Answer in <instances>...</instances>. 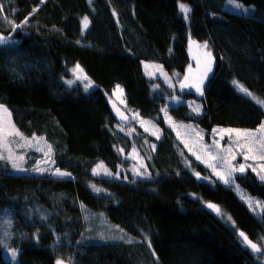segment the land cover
Returning <instances> with one entry per match:
<instances>
[{
  "label": "trees",
  "instance_id": "16d2710c",
  "mask_svg": "<svg viewBox=\"0 0 264 264\" xmlns=\"http://www.w3.org/2000/svg\"><path fill=\"white\" fill-rule=\"evenodd\" d=\"M227 1L0 0V36L9 41L0 44V106L23 136L43 139L54 166L70 174L11 176L0 163V217L12 223L18 264H263L264 254L256 255L239 233L264 251V183L251 171L235 177L259 199L255 215L232 188L209 182L204 166L192 160L200 180L185 169L161 117L166 100L152 92L142 68L154 62L183 74L189 41L206 44L213 70L203 95L177 93L199 103L202 113L193 117L180 104L170 116L205 132L261 125L264 112L233 81L264 101V0H234L254 8L247 16L225 9ZM181 3L190 9L187 19ZM84 17L90 23L83 33ZM77 65L92 90L66 83ZM116 87L131 111L160 129L151 179L119 170L132 140L117 130L107 107ZM99 163L114 176H94ZM96 213L134 240L122 232L126 239L83 242L86 216ZM2 251L0 264H11Z\"/></svg>",
  "mask_w": 264,
  "mask_h": 264
},
{
  "label": "rangeland",
  "instance_id": "374dc122",
  "mask_svg": "<svg viewBox=\"0 0 264 264\" xmlns=\"http://www.w3.org/2000/svg\"><path fill=\"white\" fill-rule=\"evenodd\" d=\"M235 3L239 2L234 1V3H229L228 0L225 4V9L230 12L246 16L254 12V8L252 6H245L239 3L242 5V7L237 9L235 7ZM81 27L82 32L84 33L87 29L83 28L82 23ZM205 45L206 44H199L189 41L188 53L190 57V64L183 74L179 72H167L161 64L154 62H143L142 68L145 76L153 82L151 85L152 92L154 94H162L166 100V105L160 110V113L161 117L164 119L166 125L170 128L176 140V143H174L171 149L173 155L177 157L180 160L182 166L196 178V171L192 167V160L207 168L211 174V178L207 179L209 182L216 181L224 186L232 188L248 207V201L250 199L252 201V207H249L250 211L253 214L258 215V213L261 212V206L259 203H257L260 202L259 199L248 195L241 188H237L235 181L232 184H225L222 180L218 179L215 174H213L212 168H210L208 165H218L217 171H222V168L220 167L221 165L223 166L224 171L229 170L228 165L221 160V157H223L233 166H238L240 164L245 165V171L243 173L239 171L232 173L234 178L237 175H242L248 171H251L261 182L264 183V181H262L259 177L264 175V171H262L260 167V165H264V160H260L258 158L255 160H245L244 153L246 152V149L238 147L237 143H235L237 140L235 133L233 132L229 134L227 132L221 131L222 129H234L255 132L260 127V125L254 129L215 127L210 132H205L202 131L194 122L176 120L172 118L168 112L171 107H176L180 104H183L189 108L193 117H196L202 113V107L199 103L194 100L183 99L177 93H193L196 97L201 96V94L197 92L195 88H182L181 85L185 83L184 78L186 76L188 77V82L198 81L201 77H203V83L200 85L203 92L204 83L213 70V60L211 57V70L207 71V74L204 75L206 69L209 67V57L207 56V53L210 52L209 47H205ZM76 69L77 68H74L70 72V79L67 80L66 83H79L86 91L92 90L94 88L93 84L88 79H85L86 76L82 71ZM233 85L239 93L254 101L264 112V104L257 102V99H259L258 97L254 95H246L245 92L240 90L239 86L241 85L236 81H233ZM121 90L122 89L119 87H116L110 100L115 101L130 116V126L122 127L118 125L117 130L131 138L132 146L129 153L123 159L125 161V166L119 170L123 172L122 175H129L132 179H151L152 176L148 170L150 169V165H153V158L155 157L158 149L157 144L162 140L160 129L153 120L145 119L139 113L131 111L124 102L123 91L121 92ZM253 97H256L257 99H254ZM196 107H199V113L193 110ZM4 109L6 108L0 106V119L4 121V133L0 134V136H2V140H0V156L3 157V159H0V163H2L3 167L6 168V174L11 176H23L30 173L36 175L45 174L50 177L60 179L68 178L69 175L61 176L57 174V170L64 173L67 172L54 166L52 159V149L49 151L50 146L43 139H39L35 136H23L14 126L11 115H9V111L7 110V112H5ZM262 123H264V120ZM132 124L133 126H131ZM16 132H19L21 135H16ZM133 135H135L136 141L133 139ZM257 135H259V133H257ZM157 136L159 138H157ZM221 136H223V139H221ZM240 143L243 144V139L240 140ZM205 145L208 147H204ZM255 147L257 150H259L260 145L256 144ZM210 154L216 156V159H210ZM254 154L258 156L259 152L257 151ZM197 156H199L200 159H197ZM233 156L235 159L232 158ZM14 164L17 167H14ZM100 164L102 163L97 164V167L93 169L92 174L94 176H114L103 165L104 169H107L108 172L111 173V175H105L104 169L98 168V165ZM141 165H143V167H141ZM249 165L251 167H249ZM29 168L30 170L28 171ZM253 168H255V171H253ZM94 170L98 174H94ZM137 173L140 174L138 175ZM94 191H96V189H94ZM86 219L88 227L84 229V236H82V240L85 243H109V241L126 239L123 237L122 232L127 238L133 239L120 228L112 227L106 224L103 214L101 213H96V215H87ZM85 223L86 221L84 219L83 225L86 227L87 224ZM11 224L10 218L7 215L0 217V247L3 250L2 252L4 257L9 262H11V264H18L17 255L19 251L10 248L13 235ZM13 251L16 252L14 258L12 256ZM260 251L264 254V251ZM58 261H61L62 264H64L63 260L58 259ZM262 262L264 264V259Z\"/></svg>",
  "mask_w": 264,
  "mask_h": 264
},
{
  "label": "snow or ice",
  "instance_id": "6c2138e0",
  "mask_svg": "<svg viewBox=\"0 0 264 264\" xmlns=\"http://www.w3.org/2000/svg\"><path fill=\"white\" fill-rule=\"evenodd\" d=\"M229 3H234V0H229ZM235 7L237 9L241 8L242 5H240L239 3H235ZM180 10L181 12L184 13V18L187 19L188 18V13L190 12V9L188 7H186L184 4H180ZM3 11V6L0 5V12ZM27 22V19L25 20V23ZM82 26L84 29H87L89 27V19L88 17H84L81 21ZM21 25H14L13 30H15L16 27H20ZM9 41L7 38L0 36V44H7ZM205 47H207V45H205ZM207 56L209 57V67L206 69L204 75L207 74V71H210V63H211V53H207ZM79 71H82V69H79V65H77V69ZM75 71V70H74ZM85 79H87V77H85ZM185 83L181 85L182 88L184 87H191V88H195L197 92H199L201 95H203V92L201 90L200 85L203 83V77H201L198 81H192V82H188V77L186 76L185 78ZM235 83V82H234ZM90 86V85H89ZM240 90L245 92L246 95L252 96V93L249 92L247 89L243 88L242 86H239ZM122 92V90H121ZM254 99H257L256 97H253ZM258 103L264 104V101H261L259 99H257ZM194 111H196L197 113H199V107H196L193 109ZM5 112H7V109H4ZM10 115V114H9ZM122 119L124 118L123 116L121 117ZM222 132H227L229 134L231 133H235L237 140L235 141V143H237L238 147L244 148L246 149V152L244 153V159L245 160H255V159H260V160H264V123H262L260 125V127L255 131H247V130H234V129H226V130H221ZM4 133V121L2 119H0V134ZM257 133H259V135H257ZM16 135H21L19 132H16ZM23 138V137H21ZM157 138H159L157 136ZM221 139H223V136H221ZM243 139V144L240 143V140ZM0 140H2V136H0ZM259 144L260 148L259 150L256 149L255 145ZM154 147V146H153ZM204 147H208L207 145H205ZM49 151H51V148L49 147ZM230 151V149H229ZM259 152V155L257 156L256 152ZM233 159H235V157H232ZM0 159H3L2 156H0ZM22 159V157H21ZM197 159H200L199 156H197ZM210 159L215 160L216 156L211 155L210 154ZM221 160L226 163L228 165V169L227 171L223 170V166L221 165L220 167L222 168V171H217V167L218 165L215 164H209L208 166L210 168H212L213 174H215L218 179L222 180L225 184H232L235 181V178L233 177L232 173L239 171L241 173H243L245 171V165L244 164H240L238 166H233L230 163L227 162V160H225V158L221 157ZM14 167H17L15 164L13 165ZM141 167H143V165H141ZM249 167H251L249 165ZM261 170L264 171V165H260ZM98 168L100 169H104L103 164L98 165ZM253 171H255V168H253ZM57 174L61 175V176H66V175H70L69 173H64V172H60L59 170H57ZM94 174H98L95 170H94ZM104 174L105 175H111L110 172H108L107 169H104ZM138 175L140 173H137ZM195 175L197 176L198 179H201L202 177H200L199 173H195ZM260 179L262 181H264V175L260 176ZM238 188V186H237ZM96 191H100V189H96ZM249 207H252V201L249 199ZM259 203V202H257ZM208 208L213 209L214 211H216L218 214H220V209L214 205V204H208L207 205ZM228 219H231L230 217H228ZM239 235L243 238L244 242L249 245L251 247V249L255 252H260V248L257 247L256 243H253L251 240H249V238L245 235V233L240 232ZM131 242V241H129ZM149 247H151V245L149 244ZM154 254V253H153ZM16 252L13 251L12 252V256L13 258L15 257ZM57 264H62L61 261H57Z\"/></svg>",
  "mask_w": 264,
  "mask_h": 264
},
{
  "label": "water",
  "instance_id": "95a60500",
  "mask_svg": "<svg viewBox=\"0 0 264 264\" xmlns=\"http://www.w3.org/2000/svg\"><path fill=\"white\" fill-rule=\"evenodd\" d=\"M107 107H108L109 113H110V115H111V117L115 123H117L118 125H120L122 127L130 126V124H131L130 116L115 101L110 100L107 103ZM122 116L124 117L123 119L121 118ZM214 212L217 213L216 211H214ZM239 237L241 240H243V238L241 236H239ZM247 247L251 249V247L249 245H247ZM255 253H256V255L260 254V252H255Z\"/></svg>",
  "mask_w": 264,
  "mask_h": 264
}]
</instances>
